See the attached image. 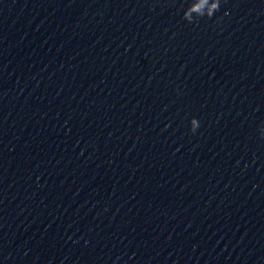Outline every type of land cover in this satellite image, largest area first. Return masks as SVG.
<instances>
[{
    "label": "water",
    "instance_id": "1",
    "mask_svg": "<svg viewBox=\"0 0 264 264\" xmlns=\"http://www.w3.org/2000/svg\"><path fill=\"white\" fill-rule=\"evenodd\" d=\"M198 3L0 0V264H264V0Z\"/></svg>",
    "mask_w": 264,
    "mask_h": 264
},
{
    "label": "clouds",
    "instance_id": "2",
    "mask_svg": "<svg viewBox=\"0 0 264 264\" xmlns=\"http://www.w3.org/2000/svg\"><path fill=\"white\" fill-rule=\"evenodd\" d=\"M220 3H221V0H199V3L197 5H193L192 7L199 9L198 17L207 16L211 18L214 12L218 10ZM183 18L189 22L192 21V19H190L187 16V12L184 13ZM198 127H199V121L195 118L191 119L190 120V130L193 133H195ZM259 131H260L261 137L264 138V126H262L259 129Z\"/></svg>",
    "mask_w": 264,
    "mask_h": 264
}]
</instances>
